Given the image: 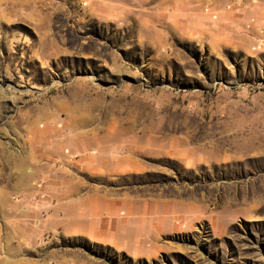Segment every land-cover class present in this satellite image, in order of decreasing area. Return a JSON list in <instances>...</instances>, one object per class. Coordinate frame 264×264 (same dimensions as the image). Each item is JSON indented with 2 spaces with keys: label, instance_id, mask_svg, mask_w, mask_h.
Masks as SVG:
<instances>
[{
  "label": "rangeland",
  "instance_id": "obj_1",
  "mask_svg": "<svg viewBox=\"0 0 264 264\" xmlns=\"http://www.w3.org/2000/svg\"><path fill=\"white\" fill-rule=\"evenodd\" d=\"M0 264H264V0H0Z\"/></svg>",
  "mask_w": 264,
  "mask_h": 264
}]
</instances>
